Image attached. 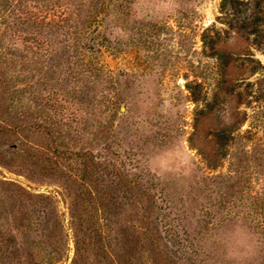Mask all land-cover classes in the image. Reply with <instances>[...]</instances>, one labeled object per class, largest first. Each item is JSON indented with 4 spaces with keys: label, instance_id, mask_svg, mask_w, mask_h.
I'll use <instances>...</instances> for the list:
<instances>
[{
    "label": "rangeland",
    "instance_id": "obj_1",
    "mask_svg": "<svg viewBox=\"0 0 264 264\" xmlns=\"http://www.w3.org/2000/svg\"><path fill=\"white\" fill-rule=\"evenodd\" d=\"M50 1L0 15V264H264V5Z\"/></svg>",
    "mask_w": 264,
    "mask_h": 264
},
{
    "label": "trees",
    "instance_id": "obj_2",
    "mask_svg": "<svg viewBox=\"0 0 264 264\" xmlns=\"http://www.w3.org/2000/svg\"><path fill=\"white\" fill-rule=\"evenodd\" d=\"M4 3L0 9V15L1 17L4 19V20H7L8 17H11L12 16V13L16 10V9H10L9 10V4H8V1L9 0H3ZM39 1V4L37 6V9L39 10V14H42V13H48L50 11H53L56 9V7L59 5L57 2H53V1H50V0H38ZM257 7H262L264 5V0H257ZM264 18V17H263ZM48 22V21H47ZM49 25H52L51 22H48ZM255 26H256V22H255ZM255 31H259L258 28H255ZM222 55L224 56V54L221 52V57ZM220 135H221V138L225 141L223 143V147L225 145V143L229 140H228V137H227V133L225 131L223 132H220ZM92 167H94L93 165H91ZM90 171V165L88 164H85L83 165V175L86 176Z\"/></svg>",
    "mask_w": 264,
    "mask_h": 264
}]
</instances>
